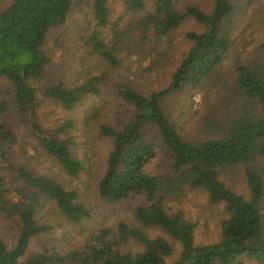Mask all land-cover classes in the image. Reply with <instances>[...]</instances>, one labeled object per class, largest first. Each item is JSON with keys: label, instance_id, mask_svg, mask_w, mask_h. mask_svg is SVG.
Listing matches in <instances>:
<instances>
[{"label": "trees", "instance_id": "1", "mask_svg": "<svg viewBox=\"0 0 264 264\" xmlns=\"http://www.w3.org/2000/svg\"><path fill=\"white\" fill-rule=\"evenodd\" d=\"M121 1L133 15L124 29L110 19L111 0H13L0 10V79L13 87L11 103L1 101L0 111L10 112L12 104L45 155L71 179L80 176L84 163L70 140L59 139L66 127L50 133L36 113L38 85L52 66L47 51L52 31L65 27L76 8L88 5L90 22L81 40L87 50L82 47L116 69L122 65L120 54L131 57L150 46L155 59H165L164 46L171 49L170 37L188 19L203 28L187 32L190 47L167 88L143 95L128 82L118 86L132 114L119 130L99 128L113 146L98 192L110 205L137 204L131 221L91 231L68 251L60 248L54 230L64 229L60 220L84 226L91 211L75 189L16 162V129L0 124V218L14 233L12 246L0 233V264H264V63L234 59L229 105L205 123L210 136L204 139H186L166 108L171 95L206 85L214 84L222 97V69L236 45L234 29L246 13L252 19L262 14L264 24V8L256 0H214L206 13L193 5L179 9L181 0ZM112 27L108 39L104 29ZM103 81L88 75L82 83L53 82L42 87V94L69 112L90 96H100ZM162 158L166 166L157 172ZM236 173L244 178L248 196L221 180ZM191 190H202L211 204L224 206L219 242L197 244L196 225L181 211L171 212L169 204L182 201ZM152 230L180 243L175 261L170 262L172 243L150 236ZM34 243L44 246L33 251Z\"/></svg>", "mask_w": 264, "mask_h": 264}, {"label": "rangeland", "instance_id": "2", "mask_svg": "<svg viewBox=\"0 0 264 264\" xmlns=\"http://www.w3.org/2000/svg\"><path fill=\"white\" fill-rule=\"evenodd\" d=\"M13 0H0V10L8 7ZM260 9L264 8V0H256ZM214 0H181L179 9L184 10L186 5H193L208 13L211 11ZM258 8V9H259ZM110 19L124 29L132 22L133 15L129 13L121 0H111L109 4ZM90 9L88 5L78 7L73 12L65 27L55 29L49 36L47 51L53 56L49 72L38 85L37 118L42 128L50 133L66 127L59 135V139L71 141L72 151L84 163V170L77 179L69 178L51 156L38 146V140L33 137L29 124L9 104L10 112L0 111V124L7 122L15 127L18 140L16 153L12 158L18 163L28 164L29 168L37 174L55 179L69 189H75L78 200L86 204L91 211V218L81 224H70L60 220L64 229H55L56 238L61 241L60 248L70 250L72 246L79 245L91 231L104 226L115 225L121 221H131V212L137 203L110 205L99 197L98 184L107 167V160L112 150V140L103 136L99 128L108 125L117 130L121 123L132 114L128 106L118 94V86L123 83L131 84L135 90L143 95H149L169 86L172 74L182 60V55L190 45L186 42L187 32H201L203 28L193 19H188L170 37L171 49L164 46L166 58L155 59L151 53L152 46L142 51H135L129 57L127 53L119 55L122 65L111 68L99 56L85 52L82 43V29L90 22ZM142 16V15H141ZM263 15L250 18L244 14L234 29L236 45L233 53L227 58L222 69L224 76L222 84L226 87L219 96L213 85H206L201 89H186L171 95L166 103L167 112L186 139H204L209 135L205 123L215 117L218 111L228 107L231 92L228 88L231 77V67L234 59L248 60L254 63H264V24ZM114 27L104 29L108 39L112 37ZM86 30V29H85ZM86 35V34H85ZM166 42L169 39H165ZM84 46V48L82 47ZM87 50V49H86ZM164 54V55H165ZM88 75L100 76L102 93L100 96H90L78 104L72 111H65L59 104L46 98L42 94V87L53 82L65 81L68 84L82 83ZM79 79V82L77 81ZM82 79V80H81ZM11 83L0 79V102L12 101ZM229 99V100H228ZM166 166L163 158L156 163L157 172L163 171ZM228 187L235 192L248 196L249 191L245 180L240 174L235 176L224 174L222 179ZM172 213L181 211L184 219L194 223L195 242L200 245H210L219 242L221 237V223L226 218L223 205H213L209 202L207 194L202 190H191L182 201L169 204ZM56 214V211H55ZM0 233L10 246L14 243V233L7 223L0 218ZM154 236H164L173 245L175 256L173 262L181 253V245L167 237L158 230L149 231ZM44 244L34 243L33 251L40 250ZM131 248L135 249L133 245Z\"/></svg>", "mask_w": 264, "mask_h": 264}]
</instances>
